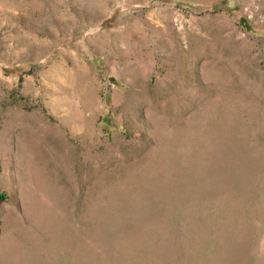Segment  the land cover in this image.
<instances>
[{
	"label": "rangeland",
	"instance_id": "obj_1",
	"mask_svg": "<svg viewBox=\"0 0 264 264\" xmlns=\"http://www.w3.org/2000/svg\"><path fill=\"white\" fill-rule=\"evenodd\" d=\"M0 264H264V0H0Z\"/></svg>",
	"mask_w": 264,
	"mask_h": 264
},
{
	"label": "trees",
	"instance_id": "obj_2",
	"mask_svg": "<svg viewBox=\"0 0 264 264\" xmlns=\"http://www.w3.org/2000/svg\"><path fill=\"white\" fill-rule=\"evenodd\" d=\"M3 199H5L4 195L0 194V200H3Z\"/></svg>",
	"mask_w": 264,
	"mask_h": 264
}]
</instances>
